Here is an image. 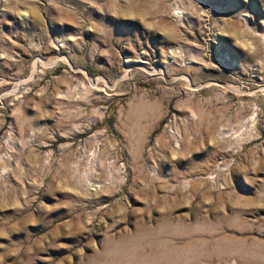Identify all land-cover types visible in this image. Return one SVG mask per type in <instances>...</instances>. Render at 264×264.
<instances>
[{
	"label": "rangeland",
	"instance_id": "rangeland-1",
	"mask_svg": "<svg viewBox=\"0 0 264 264\" xmlns=\"http://www.w3.org/2000/svg\"><path fill=\"white\" fill-rule=\"evenodd\" d=\"M0 264H264V0H0Z\"/></svg>",
	"mask_w": 264,
	"mask_h": 264
}]
</instances>
